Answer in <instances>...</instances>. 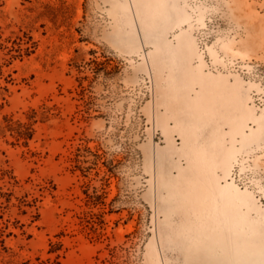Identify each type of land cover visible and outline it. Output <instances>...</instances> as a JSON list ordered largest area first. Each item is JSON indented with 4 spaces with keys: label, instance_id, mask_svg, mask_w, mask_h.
Segmentation results:
<instances>
[{
    "label": "rangeland",
    "instance_id": "1",
    "mask_svg": "<svg viewBox=\"0 0 264 264\" xmlns=\"http://www.w3.org/2000/svg\"><path fill=\"white\" fill-rule=\"evenodd\" d=\"M0 264H264V0H0Z\"/></svg>",
    "mask_w": 264,
    "mask_h": 264
}]
</instances>
